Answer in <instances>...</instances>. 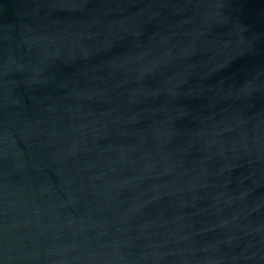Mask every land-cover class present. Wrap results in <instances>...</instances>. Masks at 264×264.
Masks as SVG:
<instances>
[{
    "label": "water",
    "instance_id": "1",
    "mask_svg": "<svg viewBox=\"0 0 264 264\" xmlns=\"http://www.w3.org/2000/svg\"><path fill=\"white\" fill-rule=\"evenodd\" d=\"M0 264H264V0H0Z\"/></svg>",
    "mask_w": 264,
    "mask_h": 264
}]
</instances>
